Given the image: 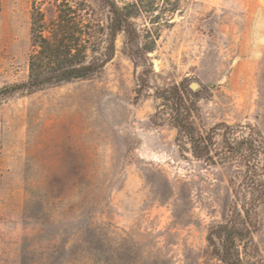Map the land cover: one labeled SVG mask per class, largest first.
<instances>
[{"label":"rangeland","instance_id":"obj_1","mask_svg":"<svg viewBox=\"0 0 264 264\" xmlns=\"http://www.w3.org/2000/svg\"><path fill=\"white\" fill-rule=\"evenodd\" d=\"M86 1L107 26L104 0ZM142 2L138 44L151 29L153 52L131 55L121 33L92 78L0 97V264H223L207 236L242 166L196 159L157 92L184 82L200 132L264 134V0ZM31 4L0 0V89L28 78ZM42 10L53 19L55 0ZM253 221L264 264V204Z\"/></svg>","mask_w":264,"mask_h":264},{"label":"trees","instance_id":"obj_2","mask_svg":"<svg viewBox=\"0 0 264 264\" xmlns=\"http://www.w3.org/2000/svg\"><path fill=\"white\" fill-rule=\"evenodd\" d=\"M104 2L112 14L107 26L86 0H55L56 16L49 20L42 10L44 0H32L28 78L0 89V97L30 95L92 78L114 58L121 33L131 55L153 52L159 37L151 29L146 30L150 42L138 44L141 36L134 20L146 11L142 0L123 5ZM157 93L169 110L171 124L188 141L196 159L209 165L238 162L242 166L231 180L234 204L230 215L209 229L211 255L223 264H262L252 259L251 236L257 229L253 216L264 204V134L251 124L226 122L200 132L193 124L196 101L184 82Z\"/></svg>","mask_w":264,"mask_h":264},{"label":"water","instance_id":"obj_3","mask_svg":"<svg viewBox=\"0 0 264 264\" xmlns=\"http://www.w3.org/2000/svg\"><path fill=\"white\" fill-rule=\"evenodd\" d=\"M198 88V85L196 83L191 84V89L196 90Z\"/></svg>","mask_w":264,"mask_h":264}]
</instances>
